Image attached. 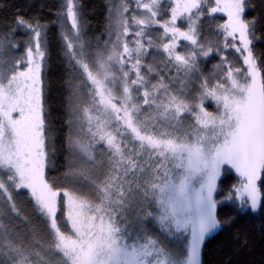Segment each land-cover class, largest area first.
<instances>
[{
  "label": "snow or ice",
  "instance_id": "obj_1",
  "mask_svg": "<svg viewBox=\"0 0 264 264\" xmlns=\"http://www.w3.org/2000/svg\"><path fill=\"white\" fill-rule=\"evenodd\" d=\"M252 7L108 0L93 29L62 0L52 19L0 18V264H205L218 234L247 248L259 221L264 237Z\"/></svg>",
  "mask_w": 264,
  "mask_h": 264
},
{
  "label": "trees",
  "instance_id": "obj_2",
  "mask_svg": "<svg viewBox=\"0 0 264 264\" xmlns=\"http://www.w3.org/2000/svg\"><path fill=\"white\" fill-rule=\"evenodd\" d=\"M62 0H0V18L8 17L20 12L26 16L38 14L45 19H52V14L55 13ZM253 6L250 10L251 16L264 17V0H249ZM85 5L84 11L89 19L93 29L101 27L103 24V17L105 15V6L108 0H83ZM264 24V20H261ZM255 51L259 56L264 53V40L259 41L255 45ZM58 61H53V80L56 75V65ZM49 103L53 108V116L58 115L57 106L59 104V96L55 87L50 93ZM58 148L60 147L58 143ZM65 153L61 149L57 156V163L63 162ZM241 223H244L242 221ZM250 238L247 248L234 250V241L232 233L218 234L215 239L206 243L203 259L205 264H218V262L225 259L224 253L232 257L233 264H264V237L259 231V221L256 222V228L252 229L249 226ZM230 249H233L230 251Z\"/></svg>",
  "mask_w": 264,
  "mask_h": 264
}]
</instances>
